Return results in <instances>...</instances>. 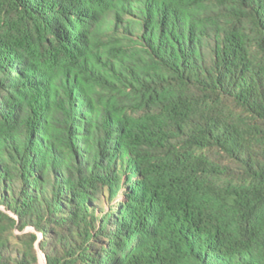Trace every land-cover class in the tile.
<instances>
[{"label":"trees","instance_id":"1","mask_svg":"<svg viewBox=\"0 0 264 264\" xmlns=\"http://www.w3.org/2000/svg\"><path fill=\"white\" fill-rule=\"evenodd\" d=\"M40 256L264 264V0H0V264Z\"/></svg>","mask_w":264,"mask_h":264},{"label":"rangeland","instance_id":"2","mask_svg":"<svg viewBox=\"0 0 264 264\" xmlns=\"http://www.w3.org/2000/svg\"><path fill=\"white\" fill-rule=\"evenodd\" d=\"M40 238H41V237L39 236V240H40ZM40 261H41V262H40L41 264H45V263H44V260H43V258H42L41 256H40Z\"/></svg>","mask_w":264,"mask_h":264},{"label":"water","instance_id":"3","mask_svg":"<svg viewBox=\"0 0 264 264\" xmlns=\"http://www.w3.org/2000/svg\"><path fill=\"white\" fill-rule=\"evenodd\" d=\"M45 263V262H44Z\"/></svg>","mask_w":264,"mask_h":264}]
</instances>
